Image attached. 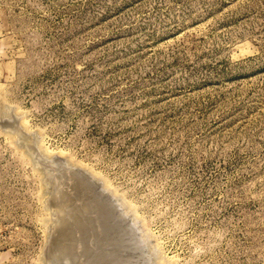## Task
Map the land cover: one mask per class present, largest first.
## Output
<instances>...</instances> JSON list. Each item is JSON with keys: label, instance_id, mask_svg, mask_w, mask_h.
I'll return each instance as SVG.
<instances>
[{"label": "rangeland", "instance_id": "rangeland-1", "mask_svg": "<svg viewBox=\"0 0 264 264\" xmlns=\"http://www.w3.org/2000/svg\"><path fill=\"white\" fill-rule=\"evenodd\" d=\"M95 248L264 264V0H0V264Z\"/></svg>", "mask_w": 264, "mask_h": 264}, {"label": "bare ground", "instance_id": "bare-ground-1", "mask_svg": "<svg viewBox=\"0 0 264 264\" xmlns=\"http://www.w3.org/2000/svg\"><path fill=\"white\" fill-rule=\"evenodd\" d=\"M89 193H90V192H89ZM97 199H98V198H97ZM111 199H112V198H111ZM102 200H103V199H102ZM54 202H55V200H54ZM82 202H83V201H82ZM93 202H94V201H93ZM115 202H116V201H115ZM62 203H63V202H62ZM84 204H85V203H84ZM86 205H87V204H86ZM80 206H81V205H80ZM91 206H92V204H91ZM91 206H90V207H91ZM82 207H83V205H82ZM86 207H87V206H86ZM94 208H95V207H94ZM118 209H119V208H118ZM61 210H62V209H61ZM85 210H87V209H85ZM91 210H92V209H91ZM95 210H96L97 212H99V211H98V208H97V209L95 208ZM120 210H121V209H120ZM65 211H66V210H65ZM67 211H68V209H67ZM92 211H93V210H92ZM88 212H89V211L87 210V213H88ZM97 212H96V213H97ZM83 213H86V212H83ZM90 213H91V212H90ZM93 213H94V211H93ZM62 214H63V213H62ZM65 214H66V213H65ZM73 214H74V212H73ZM76 214H78V213H76ZM100 214H101V212H99V214L97 213V215H100ZM101 215H102V214H101ZM63 216H64V215H63ZM74 216H75V215H74ZM112 216H113V215H112ZM92 217H93L94 219L91 220ZM92 217H90V220H89V218H88V220H89L88 222L85 221V222H87L86 224H83V221H81V219H80V221L82 222V224L86 226L84 229H85V230H86V228L92 229V228H94L95 225L98 224L99 227L101 228V231H102V227H104V232H107V234H109V233H108V232H109L108 226H109V227H110V226L112 227V225L109 224L110 222H108V224H107V223H106L107 220H106V221L103 220L102 217H100V218H101L100 220L95 219L96 217H94L93 215H92ZM97 217H98V216H97ZM103 217H104V216H103ZM71 218H72V216H71ZM73 218H74V217H73ZM98 219H99V218H98ZM104 219H105V218H104ZM69 220H70V219H69ZM73 220H74V219H73ZM73 220H72V221H73ZM82 220H83V219H82ZM72 221H71V222H72ZM78 221H79V220H78ZM104 221H105V223H104ZM108 221H109V220H108ZM76 222H77V221H76ZM76 222H75V223H76ZM85 222H84V223H85ZM111 223H112V222H111ZM76 224H77V223H76ZM82 224H79V225H80L79 227H82V226H83ZM59 225H60V224H59ZM59 225H58V226H59ZM69 225H70V223H69ZM74 225H75V224H74ZM81 225H82V226H81ZM60 226H61V225H60ZM77 226H78V225H77ZM77 226H76V227H77ZM79 227H78V228H79ZM111 227H110V228H111ZM113 227H114V226H113ZM113 227H112V228H113ZM68 228H69V226H68ZM70 228H71V227H70ZM70 228H69V229H70ZM78 228H76L75 230H77ZM112 228H111V229H112ZM62 229H63V228H62ZM111 229H110V230H111ZM55 230H56V229H55ZM57 230H58V229H57ZM63 230H64V229H63ZM72 230H73V228H72ZM75 230H74V231H75ZM79 230H80V228H79ZM81 230H82V228H81ZM99 230H100V229H98V231H99ZM59 231H60V230H59ZM70 231H71V229H70ZM90 231H91V230H90ZM63 232H66V231H63ZM67 232H68V231H67ZM83 232H85V231H83ZM122 232H123V231H122ZM76 233H77V232H76ZM78 233H79V232H78ZM78 233H77V235H76L77 237H78ZM80 233H81V232H80ZM85 233H86V232H85ZM91 233H93V232H91ZM102 233H103V232H102ZM113 233H114V232H113ZM57 234H58V233H57ZM70 234H71V233H70ZM83 234H84V233H83ZM88 234H89V233L87 232V235H88ZM96 234H97V233H96ZM117 234H118V233H117ZM73 235H75V232H74ZM79 235H80V234H79ZM98 235H99V233H98ZM102 235H103V234H102ZM65 236H66V235H65ZM76 236H75V237H76ZM92 236H94V235H92ZM107 236H108V235H107ZM107 236H104V237L106 238ZM123 236H124V235H123ZM86 237H87L86 234H84V236H79L78 239H77V238H76V239H77L80 243H82V241L85 240ZM88 237H89V236H88ZM90 237H91V236H90ZM65 238H66V237H65ZM69 238H71V237L69 236ZM109 238H110V235H109V237H108V243H111V241L109 242V240H110ZM89 239H90V238H89ZM51 240H52V239H51ZM65 240H67V239H65ZM74 240H75V239H74ZM102 240H104V238H103ZM111 240H112V239H111ZM96 241H98V239H97ZM104 241H105V240H104ZM106 241H107V240H106ZM65 242H66V241H65ZM67 242H68V241H67ZM69 242H70V241H69ZM116 242H118V240H116ZM128 243H129V242H128ZM75 244H76V243H75ZM86 244H87V243H86ZM94 244H96V243H94ZM99 245H100V243H99ZM99 245H98V246H99ZM103 245H104V244H103ZM133 245H134V244H133ZM73 246H74V245H73ZM80 246H81V245H80ZM91 246H92V245H91ZM98 246H97V247H98ZM122 246H123V245H122ZM130 246H131V245H130ZM95 247H96V246H95ZM132 247H134V246H132ZM132 247H131V248H132ZM72 248H73V247H72ZM82 248H83V247H82ZM87 248H88V247H87ZM89 248H90V247H89ZM89 248H88V249H89ZM98 248H99V247H98ZM122 249H123V248H122ZM70 250H71V249H70ZM82 250H83V249H82ZM96 250H97V248H95V249H91V251H84L83 253L80 252V253H77V255L79 256V255L82 253V254L84 255V257H85V255H86V256H89V255H92V254H93V257L95 256L96 259H99V258H100V255L98 254L99 252H98V253L95 252L96 255H97V254L99 255V256L97 255L99 258H97L96 255H95L94 252H93V251H96ZM63 251H64V250H63ZM65 251H66V250H65ZM78 251H79V250H78ZM80 251H81V250H80ZM131 251H132V250H131ZM92 252H93V253H92ZM60 253H61V252H60ZM108 254H110V253H108ZM108 254H106V255L103 254V255H102L103 258H104V260H106V259H108V258L110 257ZM136 254H137V253H136ZM70 255H71V254H70ZM78 256H76V260H75V257L72 258V260L77 261ZM81 256H82V255H81ZM81 256H80V257H81ZM71 257H72V255H71ZM81 259H82V258H81ZM81 259H80V260H81ZM116 259H118V257H117ZM131 259H132V258H131ZM83 260H84V259H83ZM88 260H89V259H88ZM101 260H102V258H100L99 261H101ZM109 260H110V261H109ZM109 260H108L109 262H107V263H108V264H109V263L111 264V261H112L111 257H110ZM69 261H70V260H69ZM128 261H130V260L128 259ZM131 261H133V260H131ZM77 262H78V261H77ZM89 262H90V260H89ZM89 262L86 261V264H87V263L89 264ZM101 262H103V261H101ZM112 262H113V261H112ZM69 263H70V262H68V264H69ZM72 263H76V262H72ZM81 263H82V260H81ZM127 263H130V264H131V262H127ZM136 263H137V262H136ZM65 264H66V263H65ZM70 264H71V263H70ZM103 264H104V262H103Z\"/></svg>", "mask_w": 264, "mask_h": 264}]
</instances>
